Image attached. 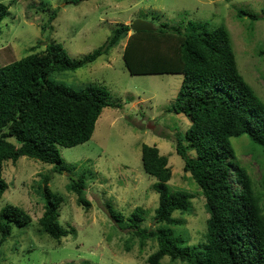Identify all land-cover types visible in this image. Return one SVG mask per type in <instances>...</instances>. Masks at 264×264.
<instances>
[{"label":"rangeland","instance_id":"obj_1","mask_svg":"<svg viewBox=\"0 0 264 264\" xmlns=\"http://www.w3.org/2000/svg\"><path fill=\"white\" fill-rule=\"evenodd\" d=\"M8 14L0 23V67L17 61L48 43L59 44L66 55L80 59L102 47L111 32L120 25L137 20L150 23L156 30L181 32L188 23L224 27L231 38L238 72L264 102V0H86L78 5L64 0H0ZM50 10L57 16L47 26ZM261 16L256 21L239 17V12ZM43 26V27H42ZM108 55L75 71L54 74L52 79L79 91L88 85H101L111 101L120 108H105L98 117L89 141L58 152L71 173H50L51 166L21 157L14 164L5 161L2 177L7 190L0 199V210L12 205L24 210L31 223L14 227L0 246V264H148L157 250L155 239L143 243L127 228L135 208L146 211L141 228L154 229V210L158 195L152 189L156 180L141 167V145L155 146L168 158L172 177L171 191L191 195L185 213H174L182 223L170 226L174 235L187 246L205 244L204 199L190 175L183 172V161L175 152V142L184 140L190 122L172 107L182 84V74H131L123 60L128 37ZM185 142V140H184ZM234 164L243 168L259 193L264 211V149L247 136L233 138ZM185 144V143H184ZM190 157L194 154L190 153ZM233 171V169L231 170ZM43 175H49V189L63 196L59 224L66 236L59 242L41 232L38 219L43 212L39 193ZM68 175L85 180L84 197L88 209L78 205L77 196L68 192ZM235 189L238 184L234 185ZM110 205L123 220L118 226L108 213ZM161 264H188L169 257Z\"/></svg>","mask_w":264,"mask_h":264},{"label":"trees","instance_id":"obj_2","mask_svg":"<svg viewBox=\"0 0 264 264\" xmlns=\"http://www.w3.org/2000/svg\"><path fill=\"white\" fill-rule=\"evenodd\" d=\"M64 1L78 5L86 0ZM50 11L46 27L51 29L57 10ZM7 14L8 6L0 3V23ZM238 16L252 21L261 18L244 11ZM187 25L183 32L167 29L165 24L149 32H132L129 25H120L102 47L83 58L72 60L59 44L51 42L41 52L31 48L29 55L1 66L0 199L7 190L2 177L5 161L14 164L19 158L28 157L51 166V174L71 173L73 166L63 163L58 146L72 148L89 141L103 109L121 105L111 101L108 90L101 85L75 91L55 82L52 76L92 64L108 55L131 32L123 51L131 74L183 75L172 111L187 117L190 125L185 142H175V152L183 161V172L200 189L207 214L202 248L189 247L174 235L170 226L182 223L174 213L187 212L191 195L168 188L172 177L168 158L160 155L155 146L142 144V170L156 180L152 189L158 195V205L153 219L158 227L141 228L139 223L146 211L137 207L127 228L141 243L149 238L156 240L157 250L147 263L161 264L162 259L169 257L188 264H264L260 195L247 172L232 162L235 153L231 143L233 138L247 136L252 144L264 149V102L238 72L225 28H208L207 23ZM190 153L194 156L190 157ZM49 180V175H43L40 181L44 204L38 225L42 233L59 242L66 236L58 221L64 198L49 189ZM68 181L67 191L77 196L78 205L88 209L84 178L68 175ZM107 207L111 219L121 226V215L110 205ZM30 223V216L21 208L3 207L0 246L14 227L24 228Z\"/></svg>","mask_w":264,"mask_h":264},{"label":"water","instance_id":"obj_3","mask_svg":"<svg viewBox=\"0 0 264 264\" xmlns=\"http://www.w3.org/2000/svg\"><path fill=\"white\" fill-rule=\"evenodd\" d=\"M130 30L132 32H141V31L149 32V31H153L154 28L150 23L137 19L130 24Z\"/></svg>","mask_w":264,"mask_h":264}]
</instances>
